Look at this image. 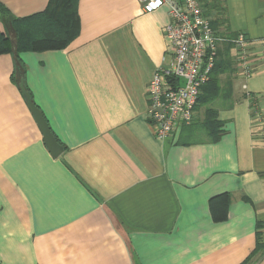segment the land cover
Instances as JSON below:
<instances>
[{
    "label": "crops",
    "instance_id": "0c3cea01",
    "mask_svg": "<svg viewBox=\"0 0 264 264\" xmlns=\"http://www.w3.org/2000/svg\"><path fill=\"white\" fill-rule=\"evenodd\" d=\"M51 0H0V31ZM215 31L251 40L255 70L222 74L223 134L205 107L172 139L155 136L147 88L174 54L167 7L79 0L67 48L0 54V264H264V0H199ZM230 46V47H229ZM63 145L56 157L19 87Z\"/></svg>",
    "mask_w": 264,
    "mask_h": 264
},
{
    "label": "built area",
    "instance_id": "2783aa9c",
    "mask_svg": "<svg viewBox=\"0 0 264 264\" xmlns=\"http://www.w3.org/2000/svg\"><path fill=\"white\" fill-rule=\"evenodd\" d=\"M145 12L168 8L169 22L163 31L172 45L174 58L168 68L159 67L147 88L146 117L155 136L172 139L179 128L190 125L202 87L210 80L219 46L231 43L237 51V64L249 76L255 70L251 55V40L245 33L234 38L219 35L207 16V9L199 0H139ZM255 118L262 124L264 113L254 99Z\"/></svg>",
    "mask_w": 264,
    "mask_h": 264
},
{
    "label": "trees",
    "instance_id": "16d2710c",
    "mask_svg": "<svg viewBox=\"0 0 264 264\" xmlns=\"http://www.w3.org/2000/svg\"><path fill=\"white\" fill-rule=\"evenodd\" d=\"M78 2L79 0H51L45 11L15 20L12 23L16 32L15 46L10 36L0 31V54L11 52L15 47L17 50L39 51L67 48L77 38L80 31ZM29 24L31 27L28 26ZM230 46L233 44L230 43ZM228 49H226V54L218 52L210 80L202 87L195 107V110L205 107V115L200 127L207 131L211 142L218 141L223 134L218 111L211 104L225 94L222 74L235 70V67H231L233 60ZM262 246L263 244L258 241L254 253L244 264H250L251 258L262 249Z\"/></svg>",
    "mask_w": 264,
    "mask_h": 264
},
{
    "label": "water",
    "instance_id": "95a60500",
    "mask_svg": "<svg viewBox=\"0 0 264 264\" xmlns=\"http://www.w3.org/2000/svg\"><path fill=\"white\" fill-rule=\"evenodd\" d=\"M19 87H20L21 91L24 93V95L26 97L27 105L30 108V110L32 111V113L35 117V120L37 121V123H38V125L42 131L44 141H45L49 151L52 153V155H54L56 157L60 156L64 151V147L58 141L57 137L52 132L51 127H50L46 117L44 116V114L41 111V109L39 108V106L34 102L32 96L30 94V91L26 88L25 79H24L23 75L20 78Z\"/></svg>",
    "mask_w": 264,
    "mask_h": 264
},
{
    "label": "rangeland",
    "instance_id": "374dc122",
    "mask_svg": "<svg viewBox=\"0 0 264 264\" xmlns=\"http://www.w3.org/2000/svg\"><path fill=\"white\" fill-rule=\"evenodd\" d=\"M29 27H31L30 26V24L28 25ZM15 27H14V25L12 24V26H11V28L9 29L10 30V38L13 40V42H14V46H15V42H16V32H15ZM33 35V34H32ZM31 35V36H32ZM201 108V107H200Z\"/></svg>",
    "mask_w": 264,
    "mask_h": 264
}]
</instances>
